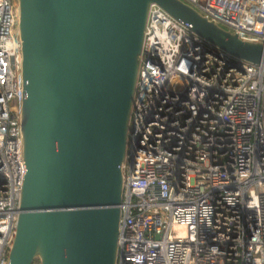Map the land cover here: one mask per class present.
Instances as JSON below:
<instances>
[{
	"label": "built area",
	"instance_id": "built-area-1",
	"mask_svg": "<svg viewBox=\"0 0 264 264\" xmlns=\"http://www.w3.org/2000/svg\"><path fill=\"white\" fill-rule=\"evenodd\" d=\"M264 41V0H185ZM17 0H0V264L26 173ZM116 264H264V64L148 10L122 165Z\"/></svg>",
	"mask_w": 264,
	"mask_h": 264
},
{
	"label": "water",
	"instance_id": "water-1",
	"mask_svg": "<svg viewBox=\"0 0 264 264\" xmlns=\"http://www.w3.org/2000/svg\"><path fill=\"white\" fill-rule=\"evenodd\" d=\"M26 165L8 264H116L122 165L151 4L230 57L264 64L185 0H17Z\"/></svg>",
	"mask_w": 264,
	"mask_h": 264
},
{
	"label": "trees",
	"instance_id": "trees-1",
	"mask_svg": "<svg viewBox=\"0 0 264 264\" xmlns=\"http://www.w3.org/2000/svg\"><path fill=\"white\" fill-rule=\"evenodd\" d=\"M32 264H40V261L38 259H35Z\"/></svg>",
	"mask_w": 264,
	"mask_h": 264
}]
</instances>
